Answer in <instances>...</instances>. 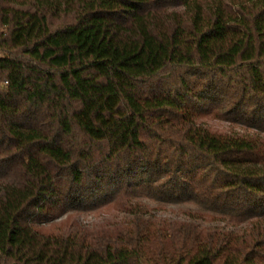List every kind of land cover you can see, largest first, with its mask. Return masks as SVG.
Here are the masks:
<instances>
[{
  "label": "trees",
  "instance_id": "trees-1",
  "mask_svg": "<svg viewBox=\"0 0 264 264\" xmlns=\"http://www.w3.org/2000/svg\"><path fill=\"white\" fill-rule=\"evenodd\" d=\"M0 264H264V0H0Z\"/></svg>",
  "mask_w": 264,
  "mask_h": 264
},
{
  "label": "rangeland",
  "instance_id": "rangeland-1",
  "mask_svg": "<svg viewBox=\"0 0 264 264\" xmlns=\"http://www.w3.org/2000/svg\"><path fill=\"white\" fill-rule=\"evenodd\" d=\"M210 124L219 127V128H228L229 124L223 121H217V120H209L208 121ZM152 207H154V211L157 212V214L159 215H167V216H184L182 210L180 208H178L177 206H169L166 208H162V209H155V203H151L150 204ZM122 214L119 213V211L116 210H105L102 213H92V214H88L83 216V220L86 222H91L92 220H101L105 217H121Z\"/></svg>",
  "mask_w": 264,
  "mask_h": 264
}]
</instances>
